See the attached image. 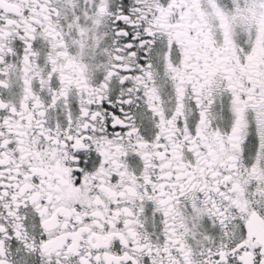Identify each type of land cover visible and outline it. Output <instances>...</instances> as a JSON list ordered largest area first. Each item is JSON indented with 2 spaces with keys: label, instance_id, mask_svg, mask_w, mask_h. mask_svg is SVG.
<instances>
[{
  "label": "snow or ice",
  "instance_id": "snow-or-ice-1",
  "mask_svg": "<svg viewBox=\"0 0 264 264\" xmlns=\"http://www.w3.org/2000/svg\"><path fill=\"white\" fill-rule=\"evenodd\" d=\"M0 264H264V0H0Z\"/></svg>",
  "mask_w": 264,
  "mask_h": 264
}]
</instances>
